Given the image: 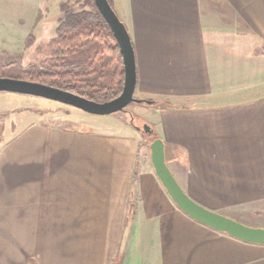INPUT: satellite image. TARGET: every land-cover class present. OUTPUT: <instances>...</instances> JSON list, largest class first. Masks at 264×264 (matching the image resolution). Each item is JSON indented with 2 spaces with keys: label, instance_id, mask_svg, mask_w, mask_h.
Wrapping results in <instances>:
<instances>
[{
  "label": "crops",
  "instance_id": "1",
  "mask_svg": "<svg viewBox=\"0 0 264 264\" xmlns=\"http://www.w3.org/2000/svg\"><path fill=\"white\" fill-rule=\"evenodd\" d=\"M111 3L139 104L102 126L38 119L1 143L0 264H264V244L177 207L139 128L202 206L264 202V0Z\"/></svg>",
  "mask_w": 264,
  "mask_h": 264
},
{
  "label": "rangeland",
  "instance_id": "2",
  "mask_svg": "<svg viewBox=\"0 0 264 264\" xmlns=\"http://www.w3.org/2000/svg\"><path fill=\"white\" fill-rule=\"evenodd\" d=\"M63 2H68L74 11L88 9L84 0H0V71L10 72L5 67L10 62L24 67L50 56L49 41L62 16L60 4ZM108 81L106 76L101 83ZM137 104L130 102L125 109L135 110ZM122 111L93 115L43 97L0 91V145L10 135L38 119L53 120L65 126L79 123L102 126ZM137 121L135 117L134 122ZM142 125L139 122L143 138L148 143L152 138L143 132ZM232 215L231 218L244 224L264 228V202L237 209Z\"/></svg>",
  "mask_w": 264,
  "mask_h": 264
},
{
  "label": "trees",
  "instance_id": "3",
  "mask_svg": "<svg viewBox=\"0 0 264 264\" xmlns=\"http://www.w3.org/2000/svg\"><path fill=\"white\" fill-rule=\"evenodd\" d=\"M84 5L88 9L74 11L68 2L60 4L49 57L24 67L10 62L5 66L10 72L2 69L0 76L40 82L96 102L116 97L123 84L121 54L94 1L84 0ZM106 76L109 81L101 83Z\"/></svg>",
  "mask_w": 264,
  "mask_h": 264
},
{
  "label": "water",
  "instance_id": "4",
  "mask_svg": "<svg viewBox=\"0 0 264 264\" xmlns=\"http://www.w3.org/2000/svg\"><path fill=\"white\" fill-rule=\"evenodd\" d=\"M116 41L123 64L121 92L105 102H96L72 92L40 82L25 79L1 77L0 91L43 97L64 105L72 106L93 115H108L122 111L130 102H139L134 97L136 70L134 51L127 29L107 0H93ZM143 132L150 135L153 130L143 124ZM150 159L156 176L177 207L197 222L244 242L264 244V228L253 227L208 209L191 199L178 184L164 158V144L160 138H153L149 144Z\"/></svg>",
  "mask_w": 264,
  "mask_h": 264
},
{
  "label": "flooded vegetation",
  "instance_id": "5",
  "mask_svg": "<svg viewBox=\"0 0 264 264\" xmlns=\"http://www.w3.org/2000/svg\"><path fill=\"white\" fill-rule=\"evenodd\" d=\"M143 126V125H142ZM142 130H143V128H142Z\"/></svg>",
  "mask_w": 264,
  "mask_h": 264
}]
</instances>
